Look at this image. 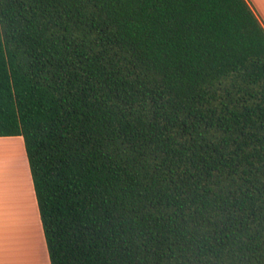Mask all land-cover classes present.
<instances>
[{"label":"trees","instance_id":"16d2710c","mask_svg":"<svg viewBox=\"0 0 264 264\" xmlns=\"http://www.w3.org/2000/svg\"><path fill=\"white\" fill-rule=\"evenodd\" d=\"M50 264H264V27L246 0H0V137Z\"/></svg>","mask_w":264,"mask_h":264},{"label":"rangeland","instance_id":"374dc122","mask_svg":"<svg viewBox=\"0 0 264 264\" xmlns=\"http://www.w3.org/2000/svg\"><path fill=\"white\" fill-rule=\"evenodd\" d=\"M18 138L13 136L0 140V188L5 187L20 201L18 192L21 193L19 189L24 184L27 198L32 200V214L23 216L22 211L21 218L15 221L18 223L16 228L15 222L11 226L0 227V264H50L23 141ZM18 205L20 203L13 204Z\"/></svg>","mask_w":264,"mask_h":264},{"label":"crops","instance_id":"0c3cea01","mask_svg":"<svg viewBox=\"0 0 264 264\" xmlns=\"http://www.w3.org/2000/svg\"><path fill=\"white\" fill-rule=\"evenodd\" d=\"M246 1L251 6L255 15L258 17V19L260 20V22L262 23V25L264 27V0H246ZM12 137L13 136L0 137V140L6 139V138L11 139ZM19 138H20V136H19ZM18 193H19L18 195L20 196V201H19V199H17L15 197V195L13 193L9 194V192L5 189V187L3 188V186H2V188H0V227H2V228L11 226L17 219H20L22 216V211H23V216H26L28 211L32 214V207H31L32 205L27 207V205L25 203L24 195L22 194V192L21 193L18 192ZM33 193H34V190H33ZM34 197H35V195H34ZM14 203H16V204L20 203V205L22 204L21 208H20V205L17 206L18 208L16 206H13ZM30 203H32V200ZM13 208H15V209H13ZM22 208L24 210H22ZM38 215H39V213H38ZM24 220H26V219L24 218ZM22 222H24V221H22ZM14 224H15L14 227L16 228L18 223L15 222Z\"/></svg>","mask_w":264,"mask_h":264},{"label":"bare ground","instance_id":"6f19581e","mask_svg":"<svg viewBox=\"0 0 264 264\" xmlns=\"http://www.w3.org/2000/svg\"><path fill=\"white\" fill-rule=\"evenodd\" d=\"M25 181V180H24ZM21 192H22V194L24 195V198H25V203H26V205H27V207H29L30 205H32L30 202H31V199H30V197H29V199L27 198V196H28V192H27V188H25V186H24V184H23V186L21 187V189H19ZM32 207V206H31ZM30 210V209H29ZM28 213H29V216H31V213L28 211ZM42 260H44V259H42ZM41 262H43V261H41ZM39 264V263H38ZM41 264V263H40Z\"/></svg>","mask_w":264,"mask_h":264}]
</instances>
